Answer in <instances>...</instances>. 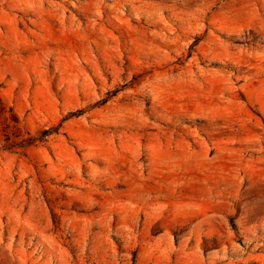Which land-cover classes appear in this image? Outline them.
I'll return each mask as SVG.
<instances>
[{"label": "rangeland", "instance_id": "obj_1", "mask_svg": "<svg viewBox=\"0 0 264 264\" xmlns=\"http://www.w3.org/2000/svg\"><path fill=\"white\" fill-rule=\"evenodd\" d=\"M0 264H264V0H0Z\"/></svg>", "mask_w": 264, "mask_h": 264}]
</instances>
